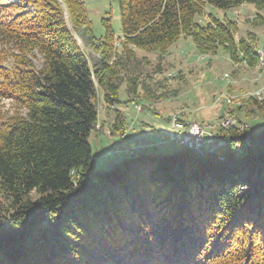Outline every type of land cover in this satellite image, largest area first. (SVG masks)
I'll return each instance as SVG.
<instances>
[{"label":"trees","instance_id":"1","mask_svg":"<svg viewBox=\"0 0 264 264\" xmlns=\"http://www.w3.org/2000/svg\"><path fill=\"white\" fill-rule=\"evenodd\" d=\"M114 2L120 31L107 15L96 37L84 0H0V100L13 109L0 110V264H264V128H220L219 156L133 149L104 171L88 140L101 106L125 133L114 67L137 99L136 49L161 60L190 36L198 53L238 48L254 67V32L235 39L236 22L195 17L250 3L264 23V0Z\"/></svg>","mask_w":264,"mask_h":264},{"label":"rangeland","instance_id":"2","mask_svg":"<svg viewBox=\"0 0 264 264\" xmlns=\"http://www.w3.org/2000/svg\"><path fill=\"white\" fill-rule=\"evenodd\" d=\"M84 1L96 37L103 34L101 18L107 15L113 29L120 31V17L114 0ZM255 12V7L250 3L227 10L206 4L204 13L195 19L204 24L211 14L220 20L234 21L235 39L252 31L258 46H261L264 41V23L254 20ZM261 14L264 16V10ZM166 51L159 60L158 50L136 49L137 57L143 60L134 66L138 82L141 83L137 86L138 100H132L125 91L130 78L128 72L121 65L114 67L124 80L119 85L118 97L122 103L117 108L125 115L126 129L123 135L113 134L112 114L102 106L99 108V124L88 138L96 169H109L112 164L130 156L133 149L148 154L176 153L180 146L169 138L173 131L170 122L175 118L187 120L186 123H198L206 131L205 138L215 140L221 138L217 136L220 128H228L220 125L223 116L240 107L241 110L231 113L239 121L236 123L237 129L243 130L248 125L254 131L264 128V93L259 91L264 86V74L259 72L258 62L249 68L237 57L233 59L232 54L242 55L238 48L233 52L220 46L214 53H198L190 36L179 37ZM39 60L36 57L38 66ZM142 86L153 92L154 97L145 98L146 91ZM161 94L160 98H155ZM259 105H262L261 109ZM0 110L13 111L5 100H0Z\"/></svg>","mask_w":264,"mask_h":264},{"label":"built area","instance_id":"3","mask_svg":"<svg viewBox=\"0 0 264 264\" xmlns=\"http://www.w3.org/2000/svg\"><path fill=\"white\" fill-rule=\"evenodd\" d=\"M264 52V48H263ZM220 122L224 123H234L236 125L237 121L236 118H222ZM171 128L174 129L170 133V140L175 142V144L185 147L189 150H194V146H201V150L203 151H211L215 155V151H220L221 143L225 142V139L219 138L212 140V138L206 139L205 138V130L203 126L199 125L198 123H186L183 124L179 119H174L170 122ZM175 130H178L175 132ZM182 136H189V144H182ZM206 141V142H205Z\"/></svg>","mask_w":264,"mask_h":264},{"label":"bare ground","instance_id":"4","mask_svg":"<svg viewBox=\"0 0 264 264\" xmlns=\"http://www.w3.org/2000/svg\"><path fill=\"white\" fill-rule=\"evenodd\" d=\"M263 48H264V41H263L262 45L257 50V57H258V60H257V62H258L257 65L258 66H257V68H258V70H259V72L261 74H264V52H263ZM259 91L261 92V94H263L264 93V86L260 87ZM233 116H234L233 114H228V115H226L223 118H230V117H233ZM194 123H196V122H194ZM218 123H215V124H218ZM220 125L221 126H224V123L220 122ZM232 126L236 127V125H234V123H225V127H228L229 128V127H232ZM215 127H213V128H215ZM240 127H242V126H240ZM182 144H189V136H182ZM228 144H229V139H226L225 138V142L224 143H221V149H220V151H215V156H219L221 154V152L228 146ZM237 149H239V148L237 147ZM194 151H196L200 155H205V156L206 155H212V154L214 155V153L211 152V151H203V150H201V146H194Z\"/></svg>","mask_w":264,"mask_h":264},{"label":"crops","instance_id":"5","mask_svg":"<svg viewBox=\"0 0 264 264\" xmlns=\"http://www.w3.org/2000/svg\"><path fill=\"white\" fill-rule=\"evenodd\" d=\"M225 116V115H224ZM183 121L187 122V120L182 119ZM120 160V159H119Z\"/></svg>","mask_w":264,"mask_h":264},{"label":"water","instance_id":"6","mask_svg":"<svg viewBox=\"0 0 264 264\" xmlns=\"http://www.w3.org/2000/svg\"><path fill=\"white\" fill-rule=\"evenodd\" d=\"M78 43L80 44V41L78 40Z\"/></svg>","mask_w":264,"mask_h":264}]
</instances>
